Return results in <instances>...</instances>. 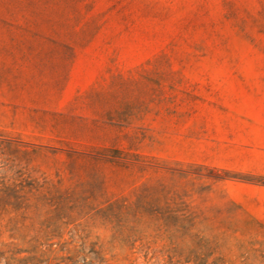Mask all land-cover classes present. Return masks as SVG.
<instances>
[{
  "label": "rangeland",
  "instance_id": "obj_1",
  "mask_svg": "<svg viewBox=\"0 0 264 264\" xmlns=\"http://www.w3.org/2000/svg\"><path fill=\"white\" fill-rule=\"evenodd\" d=\"M168 209L264 264V0H0V264H171Z\"/></svg>",
  "mask_w": 264,
  "mask_h": 264
},
{
  "label": "trees",
  "instance_id": "obj_2",
  "mask_svg": "<svg viewBox=\"0 0 264 264\" xmlns=\"http://www.w3.org/2000/svg\"><path fill=\"white\" fill-rule=\"evenodd\" d=\"M127 206H124L126 209ZM183 209H168L167 213L168 216L164 220V225L166 227L171 228L174 233L178 234L179 237L181 238H188L193 241V244H188L187 246L182 247L181 249H172L171 254L172 257L169 256V262L171 264H176V263H194V264H215L214 262L208 263V258L211 256L213 253L212 249L208 246V243L203 240V237L200 236L199 233H197L196 230V221L194 218L189 214L181 213L177 214V212ZM136 211V212H135ZM156 209L152 205H145V206H137L135 210H133V215L134 213H144V214H151ZM125 214H129L130 212L125 211ZM122 214L119 213L116 215L117 220L119 222L118 226H120L121 229L125 228L128 233L125 235V237L122 239L124 242H126L129 245V248H133L134 242L138 239H136L133 235V229L134 227L127 228V223L122 224L121 222H124L122 220ZM127 222V221H126ZM53 237L49 236L45 238V242H41L38 238H34L33 240L35 241L36 245L34 246V252H36L40 247L46 246L48 250L52 247V240ZM51 251V250H50ZM93 253L98 257L100 254L99 251H93ZM143 257L145 260V264H149L150 258L148 257L147 251L143 253ZM177 257L178 259L176 260V263H172L171 258ZM183 258V261L181 259ZM30 259L36 260L38 262H42L40 259H38L35 256H32ZM99 259L102 261V257L99 256ZM14 261L15 259L12 258ZM22 261V260H21ZM27 264V263H24Z\"/></svg>",
  "mask_w": 264,
  "mask_h": 264
}]
</instances>
